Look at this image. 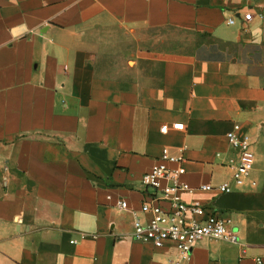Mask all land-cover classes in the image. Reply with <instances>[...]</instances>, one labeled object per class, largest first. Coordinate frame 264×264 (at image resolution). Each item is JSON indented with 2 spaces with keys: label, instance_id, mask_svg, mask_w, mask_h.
Returning a JSON list of instances; mask_svg holds the SVG:
<instances>
[{
  "label": "crops",
  "instance_id": "obj_1",
  "mask_svg": "<svg viewBox=\"0 0 264 264\" xmlns=\"http://www.w3.org/2000/svg\"><path fill=\"white\" fill-rule=\"evenodd\" d=\"M228 132L251 141L249 176L183 200L227 220L237 242L202 239L180 259L172 243L133 241L140 179L161 150L181 152L191 188L216 187L237 160ZM255 257L264 261V0H0V264Z\"/></svg>",
  "mask_w": 264,
  "mask_h": 264
},
{
  "label": "built area",
  "instance_id": "obj_2",
  "mask_svg": "<svg viewBox=\"0 0 264 264\" xmlns=\"http://www.w3.org/2000/svg\"><path fill=\"white\" fill-rule=\"evenodd\" d=\"M251 14L243 16L250 20ZM228 24L232 20L227 21ZM174 130H184L182 123L171 126ZM162 133L166 126L160 128ZM228 145L237 153V160L230 164L231 178L229 183L216 187L200 185L193 189L181 180L184 175V158L180 153H172L163 148L152 168L141 176L140 183L144 188L138 213L132 222L131 239L138 243H150L154 248H161L166 243H172L180 259L188 257L194 245L202 239L218 240L235 243L238 238L228 221L215 213L204 215L200 203H186L183 195L197 191L215 190L221 194L232 191V186H242L249 176L254 154L248 136H237L233 132L226 134ZM118 207L127 209L126 201H119ZM199 217V219H197ZM85 235L81 234V238ZM95 238V236H92ZM76 243V242H74ZM178 264V262L174 263ZM252 264H264L261 257H255Z\"/></svg>",
  "mask_w": 264,
  "mask_h": 264
},
{
  "label": "rangeland",
  "instance_id": "obj_3",
  "mask_svg": "<svg viewBox=\"0 0 264 264\" xmlns=\"http://www.w3.org/2000/svg\"><path fill=\"white\" fill-rule=\"evenodd\" d=\"M150 37L159 36L160 40H164L165 42H177L178 44H182L187 42L188 37L185 33L180 32H172L168 30H162V31H148L146 33Z\"/></svg>",
  "mask_w": 264,
  "mask_h": 264
}]
</instances>
